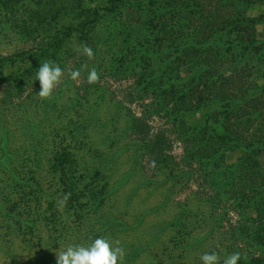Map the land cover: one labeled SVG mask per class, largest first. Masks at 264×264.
<instances>
[{
  "label": "rangeland",
  "instance_id": "rangeland-1",
  "mask_svg": "<svg viewBox=\"0 0 264 264\" xmlns=\"http://www.w3.org/2000/svg\"><path fill=\"white\" fill-rule=\"evenodd\" d=\"M129 1L109 13L99 6L105 0H0V264H56V252L69 244L86 246L98 237L113 245L120 241L126 253L123 264H202L201 255L212 251L221 264L234 252L264 259V213L238 201L228 176H241L249 168L243 159L248 153L241 147L220 149V168L185 155L192 136L206 138L204 130L197 135L199 119L220 109L219 102L184 120L169 113L205 91L214 69L198 87L187 79L173 83L172 92L167 91L170 97L163 93L168 89L164 77L161 83L149 80L154 72L159 79L160 69H167V75L176 68L178 57H164V43L175 35L174 42H198L201 22L209 26L203 31L211 32L214 8L225 6L216 12L222 16L227 1ZM94 6L97 20L81 28L78 22ZM245 10L257 19V42H264V18L259 16L264 4ZM67 26H72L71 34L57 58L42 55L54 32ZM121 42H141L138 50L144 55L138 57L133 46ZM85 43L94 52L92 60L75 51ZM207 55L226 77L221 87L230 84L234 89L236 61ZM45 60L65 70L50 99L38 96L35 80ZM84 65L97 68L98 83L86 82ZM69 68L80 69L78 81L69 78ZM188 68L187 63L179 67L181 77H190ZM136 117L142 131L148 130L155 140L166 135L169 148L163 155L151 154L146 138L135 137L129 125ZM262 119L247 122L246 129L244 119H233L228 139L239 145L237 138L261 127ZM62 151L72 158L68 154L62 160ZM66 158L74 161L73 168L63 164ZM250 158L264 162V151ZM93 168L98 170L94 174ZM212 168L227 172L206 178ZM70 177L79 185L61 206ZM81 192L86 195L77 211L75 200Z\"/></svg>",
  "mask_w": 264,
  "mask_h": 264
},
{
  "label": "trees",
  "instance_id": "trees-1",
  "mask_svg": "<svg viewBox=\"0 0 264 264\" xmlns=\"http://www.w3.org/2000/svg\"><path fill=\"white\" fill-rule=\"evenodd\" d=\"M225 1H227L225 9L228 10H226L222 16L217 15L216 12H219L220 9L223 11L225 6H221L220 9L216 7L214 8L215 11L212 12L214 13L213 15L216 16H214L213 19L215 20H213L212 25L210 26L211 32L205 33V30L203 31L204 28L209 27L203 26V23L205 22H201L199 25L196 30V35L198 37L196 41L198 42H174L177 39V35H175L171 37L168 42L164 43L161 47V49H163L162 53L164 57L174 53L173 56L178 57L177 62L179 64L177 63L175 70H168L167 75H164L166 73L164 71L167 69H163L162 71L159 68L161 71L158 76L159 79H154L156 75V72H154V76H152L153 74L149 75V80L161 83V79L164 77L163 86L168 89L165 92L160 91L165 93L167 97H170L167 94V91L173 89V83L178 80L179 82L184 83L187 79L192 81L194 86L196 85V87H198L199 80H208V76L210 75L208 74L209 69H211V67L214 69L215 76H213L214 78L211 79L206 89L208 90V93H206V90H200V92L196 94L197 98L194 101L192 100V102L190 101L189 105L171 109L169 113L170 115L172 114L176 120H184V117L187 118L188 116L195 115L199 110L201 111L207 107L206 105L219 102L220 109L209 111L206 113V116L199 119V121L201 120L199 124L201 127L197 130V135L204 130L206 138L202 139V137L196 138V136H192L193 138L187 141L189 143L185 146V155H189L188 157L192 162L196 161L198 163H203V160L207 159L210 163H213L215 167L220 168V165H224V162L216 157L218 153L223 148L241 147L248 153V156H243V159L247 161L249 168H246L241 176L228 175L233 179L231 182V185L233 186L231 192L235 191L239 194L240 200L238 201L241 203L247 204L248 206L264 213V162L260 161V159L257 160L250 158L254 152L261 153L264 151V124L252 132H247L246 138H237L235 144H237L238 141L240 143L237 146H234L232 140L228 139L227 136V132H231L230 126H232L231 122L233 119H241L242 121L244 119V126L246 129L248 128V126H246L247 122L251 125L254 118H264V42H257L254 35L257 19L254 16L247 14L245 10L246 7L253 6L255 3L264 4V0ZM105 2L106 3L103 5H99L100 9L113 13L117 9H120L121 6H126L130 1L105 0ZM137 5L140 7L139 2H137ZM94 7L95 8L91 14H88L85 19L78 22V25L81 28H84L90 22H95L97 20L98 8L97 6ZM90 15H94L95 17L91 19ZM259 16L264 18V13L260 12ZM71 28L72 26H67L65 31L60 29L56 30L51 36V42H49L48 46L41 48L40 52L42 55L53 60L56 59V55L59 54L63 48L64 39L71 34ZM131 34L132 32H130L129 35ZM208 40L210 42H208ZM121 44L126 47L133 46L134 53H136L138 57L144 55L143 52L138 50L142 47L141 42H121ZM210 52H213L215 56L217 55L224 58V61H236L237 65L235 69L238 71L234 74V78H236L237 83L235 84H237V86H235L234 89L230 90V87L232 86L230 84H227L226 87H221V84L226 77L223 75L221 68H218L211 60H209L207 54ZM38 56H41V54ZM1 61L2 59H0V64L2 63ZM185 63L189 65L188 71L190 77H181V70L179 67ZM215 80L218 82H215ZM224 81H226V79ZM213 84H216L215 88ZM156 109L157 108H155V110ZM231 115L234 116L231 117ZM260 121L264 122V119ZM141 123L142 121L136 117L135 120L132 119L129 128L138 139L146 138L148 150L151 154L157 152L163 155V151L169 148L166 135H162L155 140V138L149 134L148 130L146 132L145 130L142 131L143 125H141ZM213 123L219 125L218 127L221 126L222 131L216 130L212 126ZM237 126H239V124H236L235 128H237ZM71 134L72 137L76 135L73 130H71ZM71 141L77 142V139L71 138ZM160 141L163 143L162 146H159ZM68 154V151H62L60 155L62 160ZM70 157L72 158L71 155ZM219 157H222V154ZM218 161H222V164H218ZM66 162L69 163L68 166L70 168H73L74 161H68L66 158V161L63 162V164H67ZM96 171L98 170L95 168L90 170L92 174ZM215 172L226 173L227 169H222L221 171V169L217 170L216 168H212V171L207 172L204 176L206 178H211ZM63 177L66 178L65 174L60 178L62 182H65ZM71 179L74 182L70 181L68 185L67 182L65 183V192L70 193L73 196L75 187H78L79 184L74 178ZM212 180L213 178L211 181ZM227 180L226 177V181ZM239 180L241 184H239ZM85 195L84 192L77 195L75 200L79 206V208L76 209L77 211H80L79 209L80 205H82V198L85 197ZM70 206L75 208L74 206H76V204L72 203ZM246 256L247 259L242 258L238 261V264H264V259L261 257Z\"/></svg>",
  "mask_w": 264,
  "mask_h": 264
},
{
  "label": "clouds",
  "instance_id": "clouds-1",
  "mask_svg": "<svg viewBox=\"0 0 264 264\" xmlns=\"http://www.w3.org/2000/svg\"><path fill=\"white\" fill-rule=\"evenodd\" d=\"M75 51L85 55L88 60L94 59V52L86 43L77 45ZM83 67L87 69L86 82L88 84L98 83L100 74L97 68L95 66L89 68L87 65ZM67 72L71 80L78 81L80 79V69L69 68ZM64 75L65 70L59 64L45 60L35 73V80L39 81L38 96L42 99H50L53 90L61 83ZM151 166H155V161L152 162ZM70 195V193L63 195L60 201L61 206L67 203ZM125 254L119 240H116L115 245H113L107 238L98 237L86 246L69 244L64 249L56 252V264H118V262L123 264ZM242 258L247 259L246 254L234 252L224 258L223 264H238V261ZM200 259L202 264H221L220 256L215 251L203 253Z\"/></svg>",
  "mask_w": 264,
  "mask_h": 264
}]
</instances>
